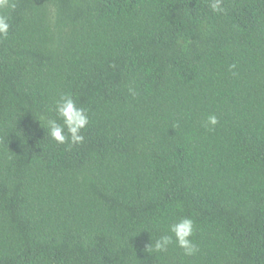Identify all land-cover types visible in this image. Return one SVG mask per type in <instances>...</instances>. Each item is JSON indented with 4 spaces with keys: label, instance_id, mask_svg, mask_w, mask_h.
I'll use <instances>...</instances> for the list:
<instances>
[{
    "label": "trees",
    "instance_id": "trees-1",
    "mask_svg": "<svg viewBox=\"0 0 264 264\" xmlns=\"http://www.w3.org/2000/svg\"><path fill=\"white\" fill-rule=\"evenodd\" d=\"M223 8L0 9V264H264V0ZM62 94L87 110L80 145L38 121ZM181 217L195 256L147 248Z\"/></svg>",
    "mask_w": 264,
    "mask_h": 264
},
{
    "label": "clouds",
    "instance_id": "clouds-1",
    "mask_svg": "<svg viewBox=\"0 0 264 264\" xmlns=\"http://www.w3.org/2000/svg\"><path fill=\"white\" fill-rule=\"evenodd\" d=\"M208 7L213 13H222L223 0H207ZM9 0H0V9L7 7ZM10 23L8 18L0 15V38L8 35ZM232 68L235 65L231 66ZM132 92V89H129ZM134 94V93H133ZM55 116L42 114L39 118L40 126L47 130L48 137L58 145H80L84 142L82 129L89 124L87 110L77 105L71 94H62L54 103ZM219 124L215 114L207 116L204 127L212 131ZM195 222L191 217H181L168 226L167 234L160 235L147 247L156 253H167L170 246L175 245L183 251L185 256H195L199 252L192 236Z\"/></svg>",
    "mask_w": 264,
    "mask_h": 264
}]
</instances>
